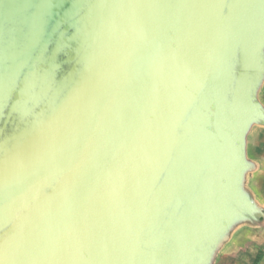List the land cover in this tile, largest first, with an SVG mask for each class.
<instances>
[{"label": "water", "instance_id": "1", "mask_svg": "<svg viewBox=\"0 0 264 264\" xmlns=\"http://www.w3.org/2000/svg\"><path fill=\"white\" fill-rule=\"evenodd\" d=\"M263 87L264 0H0V264H216Z\"/></svg>", "mask_w": 264, "mask_h": 264}, {"label": "rangeland", "instance_id": "2", "mask_svg": "<svg viewBox=\"0 0 264 264\" xmlns=\"http://www.w3.org/2000/svg\"><path fill=\"white\" fill-rule=\"evenodd\" d=\"M260 97L264 102V87ZM250 184L259 200L264 203V175L253 178ZM259 250H264V223L256 230L245 229L235 236L226 249L220 253L216 264H251L249 256L245 254L255 256Z\"/></svg>", "mask_w": 264, "mask_h": 264}, {"label": "crops", "instance_id": "3", "mask_svg": "<svg viewBox=\"0 0 264 264\" xmlns=\"http://www.w3.org/2000/svg\"><path fill=\"white\" fill-rule=\"evenodd\" d=\"M249 155L251 158L259 160L262 164L261 171L254 176L264 175V127H256L249 137ZM255 155V156H254ZM264 264V259H263ZM262 264V263H261Z\"/></svg>", "mask_w": 264, "mask_h": 264}, {"label": "trees", "instance_id": "4", "mask_svg": "<svg viewBox=\"0 0 264 264\" xmlns=\"http://www.w3.org/2000/svg\"><path fill=\"white\" fill-rule=\"evenodd\" d=\"M245 255L249 256L251 264H261L263 259H264V250H259L255 256H252V255H249V254H245Z\"/></svg>", "mask_w": 264, "mask_h": 264}]
</instances>
